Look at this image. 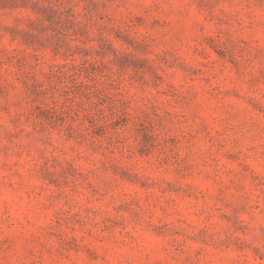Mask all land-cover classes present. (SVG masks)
Segmentation results:
<instances>
[{
	"label": "clouds",
	"instance_id": "9594fccd",
	"mask_svg": "<svg viewBox=\"0 0 264 264\" xmlns=\"http://www.w3.org/2000/svg\"><path fill=\"white\" fill-rule=\"evenodd\" d=\"M0 264H264V0H0Z\"/></svg>",
	"mask_w": 264,
	"mask_h": 264
}]
</instances>
